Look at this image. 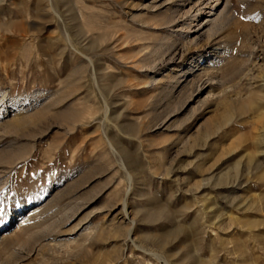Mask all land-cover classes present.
<instances>
[{"label": "rangeland", "instance_id": "374dc122", "mask_svg": "<svg viewBox=\"0 0 264 264\" xmlns=\"http://www.w3.org/2000/svg\"><path fill=\"white\" fill-rule=\"evenodd\" d=\"M208 1L0 0V264H264V0Z\"/></svg>", "mask_w": 264, "mask_h": 264}, {"label": "bare ground", "instance_id": "6f19581e", "mask_svg": "<svg viewBox=\"0 0 264 264\" xmlns=\"http://www.w3.org/2000/svg\"><path fill=\"white\" fill-rule=\"evenodd\" d=\"M205 1H208V0H205ZM216 1V0H215ZM209 2V1H208ZM221 2H223V0H217V3H221ZM203 3V2H202ZM206 5V4H205ZM225 5L227 6L228 4H227V1L225 2ZM226 8V7H225ZM224 8V9H225ZM223 9V10H224ZM222 12V11H221ZM222 15L223 14H221L220 13V11H215V12H213V13H211V14H209L206 18V23H207V31H213V30H210L212 27L214 28V26H215V24H214V26H213V23H214V21L215 20H218V18H219V16H221L222 17ZM221 19V18H220ZM217 22V21H216ZM215 22V23H216ZM205 23V22H204ZM202 24V23H201ZM205 25V24H204ZM201 26V25H200ZM215 29V28H214ZM207 33H209V32H207ZM211 33V32H210ZM224 61V60H223ZM215 63H216V65H209L210 67L209 68H207L206 70H205V72H209L210 71V69L211 68H215L218 64H220V60H215ZM214 64V63H213ZM205 67H207V66H205ZM202 69H204V68H202ZM264 70V69H263ZM220 71V70H219ZM222 71V70H221ZM261 71V70H260ZM220 73V72H219ZM198 76V75H197ZM220 76V75H219ZM221 78V77H220ZM198 80V79H197ZM222 80V79H221ZM249 87V86H248ZM250 90V89H249ZM240 109H246V105L245 104H242L241 106H240ZM230 116H231V114H230V112H228V111H225L223 114H222V123L223 122H228L229 121V119H230ZM126 207V206H125ZM30 215V214H29Z\"/></svg>", "mask_w": 264, "mask_h": 264}]
</instances>
